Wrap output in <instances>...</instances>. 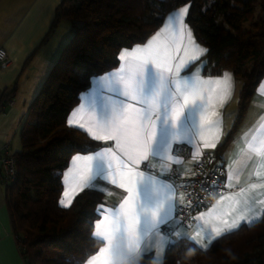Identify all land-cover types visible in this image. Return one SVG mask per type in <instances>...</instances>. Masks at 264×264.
<instances>
[{"label":"trees","instance_id":"obj_1","mask_svg":"<svg viewBox=\"0 0 264 264\" xmlns=\"http://www.w3.org/2000/svg\"><path fill=\"white\" fill-rule=\"evenodd\" d=\"M184 6L189 8L187 24L208 49L204 73L231 70L242 84L233 127L212 152L223 160L264 78V0H62L50 34L68 21L72 38L31 104L33 120L21 132V152L13 154L18 177L4 188L12 231L26 264H85L102 246L92 237L104 194L85 189L68 208L59 204L71 157L91 152L84 151L88 146L103 145L69 127L67 117L92 77L116 68L124 49L144 44L170 12ZM9 101L8 91H3L0 112ZM126 264H264V214L216 238L206 250L181 239L167 248L161 262L148 253Z\"/></svg>","mask_w":264,"mask_h":264},{"label":"snow or ice","instance_id":"obj_2","mask_svg":"<svg viewBox=\"0 0 264 264\" xmlns=\"http://www.w3.org/2000/svg\"><path fill=\"white\" fill-rule=\"evenodd\" d=\"M188 14V6L173 11L164 27L146 45L121 53L119 59L125 63L118 71L93 79L97 85L101 79L106 81V90L111 95H103L99 88L93 89L89 98L95 107L99 97L100 116L96 121V130L89 128L88 131L92 139L113 141L114 145L96 149L86 147L84 151L93 154L74 156L73 167L63 174L64 181L67 183L71 177L79 191L87 189L107 196L113 195V191L108 188L110 184L123 189L126 195L118 207L101 204L96 209L102 219L95 224L92 240L104 243L105 247L100 248L88 264H96L97 261L101 264H117L118 260L147 255L155 248L163 252L181 238L199 244L201 249L206 250L216 238L231 234L240 227L239 222L224 221V228H206L208 221L205 217L215 211L213 206L208 213L192 217L203 223L190 236L179 215L183 209L179 208L178 201L183 199V194L178 195L177 189L184 187L187 190V184L178 182L182 171L179 166L183 163L179 157L195 148L192 158H199L201 151L196 145V137L203 138L205 129L222 125L219 109L231 98L233 88L232 74L227 71L214 80L200 78L199 71L206 66V61L200 58L207 54L208 49L201 47L193 37L185 23ZM166 33L171 39L160 40ZM177 35L181 40L186 35L191 46V54L185 49L184 56L178 61L172 54ZM176 51H179V45ZM198 60L200 65L197 72L193 73L191 69ZM207 85L212 87L206 88ZM74 115L75 112L67 120L69 127L78 124L71 118ZM79 127L83 128L84 125L79 124ZM255 139L253 136L252 140ZM216 140H219L218 134ZM174 144L177 145L175 149ZM247 146L253 149L251 142ZM203 147L215 148L216 143L205 142ZM254 151L260 154L261 149ZM142 163L144 170H140ZM157 164L159 172L154 173L152 169ZM173 164L178 167L173 169ZM232 179L229 175L227 187L233 186ZM212 186L218 188L220 185L213 181ZM250 187L254 189L257 185L251 184ZM244 192L245 189H241L236 195ZM68 195L66 188L63 196ZM230 198L222 195L220 201ZM71 203L70 199L67 202L65 199L59 201L65 208ZM202 203L197 197L196 206ZM186 207H192L191 203ZM245 219L241 217V220ZM257 219L259 216L248 219L247 223L251 225ZM201 230H204L202 239L207 243L196 239L201 236ZM155 259L159 261L160 256L157 255Z\"/></svg>","mask_w":264,"mask_h":264},{"label":"crops","instance_id":"obj_3","mask_svg":"<svg viewBox=\"0 0 264 264\" xmlns=\"http://www.w3.org/2000/svg\"><path fill=\"white\" fill-rule=\"evenodd\" d=\"M61 1L62 0H0V48L3 47L7 51L11 60V64L8 68L0 70V89H2V91L15 90L17 92L20 90L22 93L27 92L30 94L32 99L33 95L43 85L44 82L42 83V81L46 79L51 68L58 60L63 49L62 47L69 42L73 34L71 32V23L69 22V25H67L68 21H63L60 26L53 30L50 34L56 9ZM178 9L174 11H177ZM172 12L166 16V19ZM186 18L185 23L187 24ZM166 19L157 32L164 27ZM188 27L191 29L196 42L200 44L201 47L206 48L203 44L198 42L192 28L189 25ZM156 33L152 35L144 44L124 49L122 52L125 50L132 51L137 46L143 47L156 35ZM166 38L171 39L170 35L166 33L160 37V40H164ZM177 45H179L178 52L176 51ZM185 49H187L189 54H191V46L188 44L187 36L185 35L184 39L181 40L177 35L175 43L172 45V54L177 57V61L180 57L184 56ZM204 57L205 56H202L200 60H203ZM200 60L196 61L193 65L191 69L193 73L197 72ZM123 63L125 62L120 60L119 65L116 68L103 75L92 77L90 87L80 94L78 103L70 112V114L75 112V115L71 116V118L78 122L77 125L72 127L84 131L91 139L92 136L90 135L88 129L92 128L93 131L96 130V121L100 116L101 101L98 97L97 104L93 107L89 97L91 96L94 88H99L100 93L103 95H111V93H108L106 90V81L101 79L99 81V85H97L93 83V79L103 78L109 73L118 71ZM226 71L230 72L233 77L232 95L223 108L219 109L222 125L218 126V128H212L210 130L205 129L203 132V138H201V136L196 137V145L200 148L201 155L204 152L212 153L224 142L226 136L231 131L238 113V100L242 84L236 79L231 70H225L219 75L205 74L204 67L199 71V76L202 80H214L220 78ZM181 75H184V73L181 72ZM205 87L210 89L212 86L207 85ZM11 101L14 105V100L11 99ZM13 105H8V109H11ZM3 107L5 106H1L0 108L2 109ZM8 113L9 111L6 112V114L5 112H0V151L4 152L8 149V152L12 154L11 144L8 143V141L14 130L15 122L7 119L9 117ZM70 114L68 115L67 120L70 118ZM79 124H83L84 127H79ZM262 125H264V78L252 98L250 107L242 124L222 154V163L225 167L224 180L226 188L224 194L222 195L231 196V198L220 201L221 195L212 205L197 215L199 216L201 213H208L209 210L215 206V211L211 214V216L205 217L208 221L206 228L210 229L212 226H215L216 228H224V221H227L228 223L239 222L240 226L243 224L250 225L247 223L248 219L259 216V219L253 222L255 223L262 218L264 214V144H261V141H264V127H262ZM217 134L219 135V140H216ZM253 136L256 137L255 140H252ZM98 142L103 144L102 147L106 145H114L113 141ZM205 142H215L216 147L204 148L203 144ZM249 142L253 144V149L248 148L247 145ZM176 147L177 145L174 144L173 149ZM257 148L261 149L260 154H257L254 151V149ZM194 152L195 148H192L190 151H185V153L179 157V159L183 161L182 165L179 167L182 169L181 173L185 177H190L193 173L195 160L192 158V153ZM92 154V152L74 154L71 157L69 165L64 173H67L68 169L73 167L72 160L74 156ZM177 167L178 166L175 164L172 165L173 169H176ZM140 170H144L143 163L140 165ZM152 171L154 173H158L159 164H157ZM257 172L260 173L259 176L256 175ZM229 175L233 177L231 180L233 185L232 187H227ZM62 183L63 192L61 199H65L66 202L70 199L73 202L74 198L81 191H79L76 187L71 177L68 182L65 183L64 176H62ZM251 184H256L257 187L253 189L250 187ZM66 188L69 192L68 197L63 196ZM108 188L113 191V195L107 196L104 194V200L101 204H104L105 207L112 205H116L118 207L120 200H122L126 193L123 189L117 188L114 185L109 184ZM241 189H245V192L236 195L240 193ZM217 201H220V203L217 204ZM178 202H180V200ZM8 212L5 189L0 186V264H26L17 240L13 234ZM241 217H245L246 219L241 220ZM100 219H102V216L99 215L98 220ZM202 223L203 222L196 221L194 225L184 228L187 230L188 235L191 236L194 235L198 228L201 227ZM203 236L204 230H201V236L196 237V239L200 240L201 243H207L206 240L202 239ZM197 245L199 246V244ZM102 247H105L104 243H102L100 248ZM168 247H166L163 252H161L159 248H155L150 253L153 254L154 257L159 255V262H161ZM99 250L93 256H96L99 253ZM93 256H91L85 264H88L89 260H91ZM138 257L139 256L125 260H118L117 264L133 262ZM96 264H101V262L97 261Z\"/></svg>","mask_w":264,"mask_h":264},{"label":"built area","instance_id":"obj_4","mask_svg":"<svg viewBox=\"0 0 264 264\" xmlns=\"http://www.w3.org/2000/svg\"><path fill=\"white\" fill-rule=\"evenodd\" d=\"M11 60L7 51L0 48V70L9 67ZM0 89V96L2 95ZM13 105L12 101L7 103ZM4 108V107H3ZM18 177L17 160L8 152L0 151V186H7L16 182ZM225 167L222 161L218 160L215 155L210 152H204L197 160L193 173L190 177H185L182 173L178 176V182L187 184V190L184 187L177 189L178 194H183V199L179 202V208L183 212L179 213L184 227L192 226L196 223L192 217H196L201 211L212 205L225 192ZM218 182L219 187L214 188L212 182ZM206 189L202 191L201 189ZM197 197L203 201L200 206H196ZM191 203L192 207H186Z\"/></svg>","mask_w":264,"mask_h":264},{"label":"rangeland","instance_id":"obj_5","mask_svg":"<svg viewBox=\"0 0 264 264\" xmlns=\"http://www.w3.org/2000/svg\"><path fill=\"white\" fill-rule=\"evenodd\" d=\"M68 23L69 22H67V25H69ZM249 25H250V23H247L246 28ZM70 26H71V24H70ZM62 48H64V47H62ZM44 81H45V79H44ZM44 81H42V83ZM41 87L33 95L32 99H31V95L28 94L27 92L22 93L19 90L17 92L13 91L10 93V91H8L9 97L14 100V105L11 107V109H8L9 107H7L6 108L7 110L5 109V111H4L5 114H6V112L9 111V113H8L9 117L7 119L15 122L14 130H13L12 135L10 136L9 141H8V143L11 144V153L12 154L19 153L22 150L21 132H22L24 126L26 125V123L29 121L31 122L33 120L31 115H30V107H31L33 100L39 94ZM12 110H15V111H12Z\"/></svg>","mask_w":264,"mask_h":264}]
</instances>
